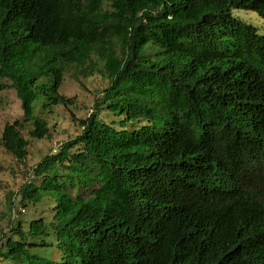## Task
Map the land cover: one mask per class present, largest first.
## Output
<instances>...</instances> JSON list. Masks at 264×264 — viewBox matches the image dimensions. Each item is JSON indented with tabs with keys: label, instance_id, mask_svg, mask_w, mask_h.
Listing matches in <instances>:
<instances>
[{
	"label": "trees",
	"instance_id": "16d2710c",
	"mask_svg": "<svg viewBox=\"0 0 264 264\" xmlns=\"http://www.w3.org/2000/svg\"><path fill=\"white\" fill-rule=\"evenodd\" d=\"M235 9L264 18V0H0V92L23 111L5 151L27 158L24 125L51 137L37 109L72 102L70 66L108 83L33 167L20 204L49 215L0 235L4 264H264V34Z\"/></svg>",
	"mask_w": 264,
	"mask_h": 264
},
{
	"label": "rangeland",
	"instance_id": "374dc122",
	"mask_svg": "<svg viewBox=\"0 0 264 264\" xmlns=\"http://www.w3.org/2000/svg\"><path fill=\"white\" fill-rule=\"evenodd\" d=\"M233 15L242 21L253 24L257 30L264 34V18L253 10L235 9ZM80 68L72 65L67 70L64 81L58 93L72 100L68 105H57L50 112L42 110L38 106V111L42 113L51 127V137L34 139L30 137L29 125H24L23 136L29 140L28 156L24 161L17 160L0 143V235L10 234V228L17 220L29 223L32 219L40 215H49L50 201L46 200L34 207L33 204L23 206L20 204L22 199L21 189L27 183L33 167L41 161L47 154L54 152L61 142L75 137L82 130L79 121L87 117L95 105V101L104 87L107 80L100 74L83 77ZM78 77V79H77ZM12 88H6L0 92V140L4 125L16 119L21 120L23 111L21 102ZM107 114V113H106ZM108 115V114H107ZM10 199H14L15 205L11 206ZM14 208L16 214L14 215ZM35 208L39 212L35 213ZM40 214V215H39ZM14 217V221L12 220ZM58 253L53 250L50 258H58ZM0 264H4L0 257Z\"/></svg>",
	"mask_w": 264,
	"mask_h": 264
}]
</instances>
